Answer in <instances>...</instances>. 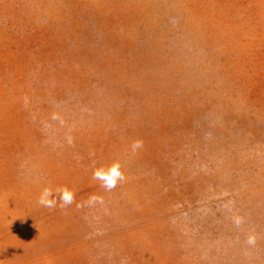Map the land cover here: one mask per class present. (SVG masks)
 Returning <instances> with one entry per match:
<instances>
[{
  "label": "rangeland",
  "instance_id": "374dc122",
  "mask_svg": "<svg viewBox=\"0 0 264 264\" xmlns=\"http://www.w3.org/2000/svg\"><path fill=\"white\" fill-rule=\"evenodd\" d=\"M0 264H264V0H0Z\"/></svg>",
  "mask_w": 264,
  "mask_h": 264
},
{
  "label": "clouds",
  "instance_id": "9594fccd",
  "mask_svg": "<svg viewBox=\"0 0 264 264\" xmlns=\"http://www.w3.org/2000/svg\"><path fill=\"white\" fill-rule=\"evenodd\" d=\"M94 177L103 182L104 186L108 189L114 188L117 181L122 179V174L120 171L119 164L112 165L109 169H99L94 173ZM52 193L45 192L41 197V203L47 207H53L55 204L54 199H49ZM60 199L64 201L65 204H70L72 202V193L70 191H63L59 194Z\"/></svg>",
  "mask_w": 264,
  "mask_h": 264
}]
</instances>
